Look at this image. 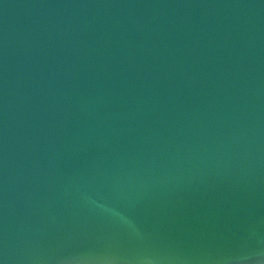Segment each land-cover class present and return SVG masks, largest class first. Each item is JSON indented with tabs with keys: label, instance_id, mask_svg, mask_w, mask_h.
I'll return each mask as SVG.
<instances>
[{
	"label": "water",
	"instance_id": "water-1",
	"mask_svg": "<svg viewBox=\"0 0 264 264\" xmlns=\"http://www.w3.org/2000/svg\"><path fill=\"white\" fill-rule=\"evenodd\" d=\"M0 264H264V0H0Z\"/></svg>",
	"mask_w": 264,
	"mask_h": 264
}]
</instances>
